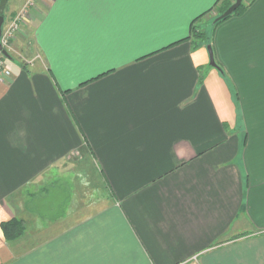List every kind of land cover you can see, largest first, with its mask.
I'll return each mask as SVG.
<instances>
[{"label": "crops", "instance_id": "crops-1", "mask_svg": "<svg viewBox=\"0 0 264 264\" xmlns=\"http://www.w3.org/2000/svg\"><path fill=\"white\" fill-rule=\"evenodd\" d=\"M234 3L29 9L0 83V264H264V0L193 38Z\"/></svg>", "mask_w": 264, "mask_h": 264}, {"label": "built area", "instance_id": "built-area-1", "mask_svg": "<svg viewBox=\"0 0 264 264\" xmlns=\"http://www.w3.org/2000/svg\"><path fill=\"white\" fill-rule=\"evenodd\" d=\"M37 1L38 0H27L23 9L10 20L9 24L3 27L2 36L0 38V83L6 82L12 76V73L6 64L8 58L4 56L3 52L6 51L10 55V51L13 48V41L22 26L25 24L29 9L34 7Z\"/></svg>", "mask_w": 264, "mask_h": 264}, {"label": "trees", "instance_id": "trees-1", "mask_svg": "<svg viewBox=\"0 0 264 264\" xmlns=\"http://www.w3.org/2000/svg\"><path fill=\"white\" fill-rule=\"evenodd\" d=\"M249 2H250V0H246L242 4V6L232 16H230L229 18H227L225 20L215 21L214 22V28L218 27L219 25H221L222 23H224L225 21H227V20H229V19H231L233 17L242 15L248 9ZM230 7H231V5H228L225 8H223L221 10L219 16L215 20H217L222 14H224ZM198 20L199 19H197L194 22V24ZM193 38L197 41L198 44H207L209 42V39H210V37L208 35H206V33L202 32V31H199V30H197L195 28L193 29ZM2 227H3L4 235H5L7 240L16 239L23 232V224L21 222L16 221V220L4 223Z\"/></svg>", "mask_w": 264, "mask_h": 264}, {"label": "water", "instance_id": "water-1", "mask_svg": "<svg viewBox=\"0 0 264 264\" xmlns=\"http://www.w3.org/2000/svg\"><path fill=\"white\" fill-rule=\"evenodd\" d=\"M8 1L9 0L0 1V38L2 36L3 27L5 24V12H6ZM245 1L246 0H236L235 3L224 14H222L216 21L225 20L229 18L230 16H232L242 6V4ZM0 47H1V43H0ZM208 52L210 54L211 65L217 68L215 61H214V56H213L211 47H208ZM3 54L5 57L10 58L9 54L6 51H4Z\"/></svg>", "mask_w": 264, "mask_h": 264}, {"label": "rangeland", "instance_id": "rangeland-1", "mask_svg": "<svg viewBox=\"0 0 264 264\" xmlns=\"http://www.w3.org/2000/svg\"><path fill=\"white\" fill-rule=\"evenodd\" d=\"M0 1H1V0H0ZM250 1H251V0H250ZM219 14H220V13H219ZM219 14H218L216 11L214 12V15H215L216 18L219 16ZM216 18H215V19H216ZM215 21H216V20H213V21H211V23L209 24V28H208L209 30L207 31L206 35H207V34H211V37H212V34H213V28H214V22H215ZM9 22H10V21H9ZM9 22H8V24H9ZM197 30H198V29H197ZM202 32H204V31H202ZM208 32H209V33H208ZM204 33H205V32H204ZM13 45H14V41H13ZM12 51H13V50H11L10 53H12ZM219 69H220V68H218V70H219Z\"/></svg>", "mask_w": 264, "mask_h": 264}]
</instances>
